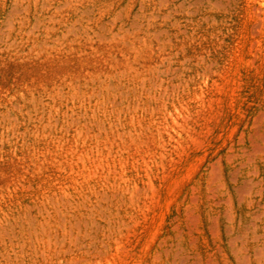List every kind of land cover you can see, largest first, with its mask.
<instances>
[{"label":"rangeland","instance_id":"1","mask_svg":"<svg viewBox=\"0 0 264 264\" xmlns=\"http://www.w3.org/2000/svg\"><path fill=\"white\" fill-rule=\"evenodd\" d=\"M0 264H264V0H0Z\"/></svg>","mask_w":264,"mask_h":264}]
</instances>
